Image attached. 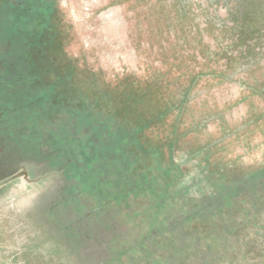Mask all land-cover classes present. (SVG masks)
I'll return each instance as SVG.
<instances>
[{"label": "rangeland", "instance_id": "rangeland-1", "mask_svg": "<svg viewBox=\"0 0 264 264\" xmlns=\"http://www.w3.org/2000/svg\"><path fill=\"white\" fill-rule=\"evenodd\" d=\"M226 169L264 173V0H0V264H170Z\"/></svg>", "mask_w": 264, "mask_h": 264}, {"label": "trees", "instance_id": "trees-1", "mask_svg": "<svg viewBox=\"0 0 264 264\" xmlns=\"http://www.w3.org/2000/svg\"><path fill=\"white\" fill-rule=\"evenodd\" d=\"M215 189L223 188L214 197L204 195L189 206L193 225L174 221L181 227L187 244L179 252L169 249L170 264H263L264 263V173L248 177L226 169ZM228 194L225 195V191ZM188 223V222H187ZM187 225V224H185ZM182 234V233H181ZM187 235V236H186ZM178 257V262L174 259Z\"/></svg>", "mask_w": 264, "mask_h": 264}]
</instances>
